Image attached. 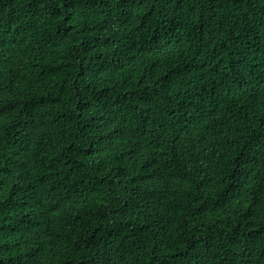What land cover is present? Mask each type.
I'll use <instances>...</instances> for the list:
<instances>
[{"label": "trees", "instance_id": "1", "mask_svg": "<svg viewBox=\"0 0 264 264\" xmlns=\"http://www.w3.org/2000/svg\"><path fill=\"white\" fill-rule=\"evenodd\" d=\"M0 264H264V0H0Z\"/></svg>", "mask_w": 264, "mask_h": 264}]
</instances>
